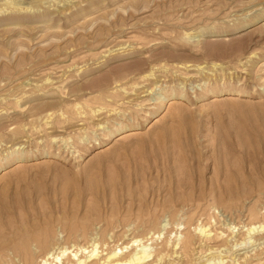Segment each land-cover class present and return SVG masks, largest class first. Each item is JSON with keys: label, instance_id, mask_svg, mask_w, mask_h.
Wrapping results in <instances>:
<instances>
[{"label": "rangeland", "instance_id": "obj_1", "mask_svg": "<svg viewBox=\"0 0 264 264\" xmlns=\"http://www.w3.org/2000/svg\"><path fill=\"white\" fill-rule=\"evenodd\" d=\"M254 148L264 0H0V264H264Z\"/></svg>", "mask_w": 264, "mask_h": 264}, {"label": "bare ground", "instance_id": "obj_2", "mask_svg": "<svg viewBox=\"0 0 264 264\" xmlns=\"http://www.w3.org/2000/svg\"><path fill=\"white\" fill-rule=\"evenodd\" d=\"M131 133H133V132H131ZM131 133H129V134H131ZM128 134V133H127ZM204 144V143H203ZM188 145H190V144H188ZM188 145H186V146H188ZM206 145V144H205ZM190 147V146H189ZM204 147V146H203ZM214 147H215V145H214ZM235 147V146H234ZM204 149V148H203ZM219 151V156L217 157V163L216 164H219L220 165V167H224V166H226V165H228V167L230 168V167H232V166H235V165H237V161L236 160H233V158L232 159H228V157H227V155H225L220 149L218 150ZM215 152H216V150H215ZM263 157L262 158H260V156H258V154H257V150L254 148L253 149V151L250 153V152H248L247 151V149L244 151V155H246V156H249V155H251V158L253 159V163H254V165H259V163L261 162V161H264V151H263ZM205 155H206V153H205ZM215 155V154H214ZM206 157V156H205ZM208 158V157H207ZM211 158V157H210ZM213 162V161H212ZM19 164V163H18ZM23 164V163H22ZM215 166V165H214ZM232 181H234V179L232 178V177H230L229 176V178H227V182H224V184L225 183H227V184H230V183H232ZM225 186V185H224ZM94 253L96 252V251H93ZM115 254H116V252H115ZM144 255H138V254H136V257L133 259V260H142L143 258H147L148 257V253L146 252V251H144V253H143ZM58 258V257H57ZM115 263H116V261H115ZM114 263V264H115ZM117 264H120V262L118 261L117 262ZM129 264V263H128Z\"/></svg>", "mask_w": 264, "mask_h": 264}]
</instances>
